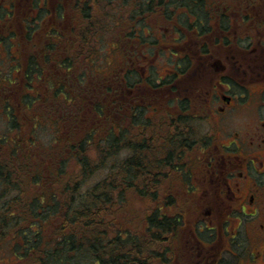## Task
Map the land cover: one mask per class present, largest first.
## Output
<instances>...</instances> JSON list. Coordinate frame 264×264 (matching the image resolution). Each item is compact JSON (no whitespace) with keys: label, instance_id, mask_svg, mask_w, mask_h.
I'll use <instances>...</instances> for the list:
<instances>
[{"label":"flooded vegetation","instance_id":"1","mask_svg":"<svg viewBox=\"0 0 264 264\" xmlns=\"http://www.w3.org/2000/svg\"><path fill=\"white\" fill-rule=\"evenodd\" d=\"M136 3H128L122 43L115 44L120 75L100 82L98 73L92 86L80 73L78 30L72 57L65 55L63 31L72 27L65 19L72 7L79 17V1L0 0V50L36 43L35 52L47 55L30 51L22 60L9 50L14 64L0 83L16 82L24 64L21 79L40 80L48 100L68 83V101L51 102L57 111L78 110L81 95L96 92L108 96L110 120L121 112L124 140L136 122L138 136L149 137L154 126L164 146L159 158L180 163L178 190L196 209L180 246L184 263L264 264V0H178L169 16L151 0L135 14Z\"/></svg>","mask_w":264,"mask_h":264},{"label":"trees","instance_id":"2","mask_svg":"<svg viewBox=\"0 0 264 264\" xmlns=\"http://www.w3.org/2000/svg\"><path fill=\"white\" fill-rule=\"evenodd\" d=\"M77 1L81 12L78 54L82 57L94 38L92 29L97 35L98 27L104 26L92 13L98 16L102 3L118 0ZM156 1L169 16L170 4L178 0H151L152 7ZM131 2H137L136 14L145 9L147 0ZM63 35L65 44L73 42L67 31ZM116 48L120 55V46ZM21 68L16 82L0 83V96L15 84L19 86L16 98L22 99L0 98L1 118L15 122V128L9 127L0 137V264H173L183 225L177 209L185 203L174 194L173 199L167 196L155 205L159 198L155 189L163 185L166 169L172 179L180 180L175 169L180 163L168 155L160 159V151L151 155L155 146L149 142L151 135L124 140L120 111L110 120L104 107L94 104L83 116L85 100L81 99L77 118L62 105L63 111H57L45 98L46 92L36 93L41 107L31 110L33 104L24 99L30 96L33 83L22 80L25 65ZM116 71L119 76L120 67ZM102 76L96 81L103 82ZM66 84L53 97L60 103L69 99ZM39 89H44L42 83ZM140 123L133 127L139 130ZM39 127L44 141L37 134ZM47 127L52 135L45 132ZM11 130L16 131L12 134ZM157 139L162 142L156 135ZM163 148L162 142L159 150Z\"/></svg>","mask_w":264,"mask_h":264},{"label":"rangeland","instance_id":"3","mask_svg":"<svg viewBox=\"0 0 264 264\" xmlns=\"http://www.w3.org/2000/svg\"><path fill=\"white\" fill-rule=\"evenodd\" d=\"M56 1V0H55ZM71 1V2H70ZM67 2L72 5L76 2V0H67ZM58 3V1L56 2ZM128 3H131V0H124V1H115L113 3L110 4H105L102 3V5H104L103 9H100L102 11V13H100V15H93V17L97 20V22H100L102 25L104 26H99L98 28L100 29L98 32V34L96 35V29L94 27L92 35L94 36V38L91 40V42L88 44V52L86 54V56H82L81 57V74L84 76L88 77V82L93 86V81L94 79L97 77L96 74L100 73L101 75H105V77L112 76V73L115 72V70L119 67V55L117 52H119L118 48H116L117 46L115 45L116 43L120 44L122 43V26H123V16L125 15L127 10L132 9L133 7L129 6ZM51 4L53 5V3H49V5L51 6ZM73 8V7H72ZM92 10H95L94 8ZM76 12L69 11L67 16H66V23L71 22L72 27L70 30H77L78 28V20L81 18V12L78 14V18L77 16H75ZM15 22H16V27L18 28V31L21 32V27L20 24L23 22L22 17H16L15 18ZM163 25H165V27H168V22H164ZM70 30L67 29L68 34L70 35ZM42 31L39 30L37 32H35L34 36V40L35 41H39L41 40V38L43 37L42 35ZM77 35V34H76ZM79 35V32H78ZM72 36V37H71ZM75 34L71 33L70 35V39L75 41L76 39H74ZM76 38V37H75ZM18 41H20V39H18ZM40 42V41H39ZM71 43H73L72 41H70L69 43H67L65 45V55L68 57H72V52L74 51L71 50ZM8 44V43H7ZM10 45V44H8ZM6 46V49L4 48L3 50H0V78H2V76H4L5 74L9 73L11 66L14 63H11V61L9 60V58L11 56H13L12 54L18 56L19 58H21L22 60H25V56L26 54L30 53V51H33L34 55L36 56L37 59H42L44 60V56L47 57L46 54H44V52L40 53V51L35 52L36 49V43H33V45L31 46V44H27V45H23L21 48L20 46L16 43L15 46L11 47L10 49L9 46ZM11 50L13 53H9L8 51ZM63 51V49H62ZM10 55V56H9ZM6 58V59H4ZM37 64V63H36ZM41 63L39 62V65ZM43 69H45V66H41ZM87 67L89 68L90 72H88ZM5 69V71H3ZM84 69H86L84 71ZM48 76V73L46 72L45 75H42V81H45V78ZM58 77V75H57ZM116 78V77H115ZM42 83L40 80H33V88L29 89L30 90V96H25L24 102H26L27 104L32 103L33 105L30 106L31 110H37V107H41V103H39L35 100L36 96L38 94H36L37 92H45V89H39L36 91V87ZM113 83V82H112ZM117 84L113 83V87L115 88ZM88 84H83L80 85V88H88ZM64 86H60L58 89V92L60 90L63 91ZM118 88V86L116 87ZM115 88V89H116ZM17 89H19V86L15 85L12 87L10 93L7 92L6 94H2V96L4 95L5 98H8L9 95H13L11 97V99L13 101L15 100H22L19 98H16L17 94L19 93L18 91H16ZM9 91V90H8ZM57 93V92H55ZM1 95V94H0ZM0 96V98L2 97ZM54 96H52V99L50 100V104L51 102H55L56 99L53 98ZM116 97V96H115ZM16 98V99H15ZM118 99L119 96H117ZM81 99L85 100V106L81 109L82 111V115L85 116L87 115V111L89 110V108L94 105V104H98L107 108L108 104L110 101L108 96L102 98L101 96H99L96 92H91V93H84L83 95H81ZM35 100V102H34ZM168 99H165L164 97L162 98V104L166 105L167 104ZM82 103L80 102V105ZM52 106H54V108L56 107V105L51 104ZM163 105H160V107L162 108ZM75 108V107H74ZM92 108V107H91ZM79 109V108H77ZM69 111L73 113L74 116H76L77 118H80V115L77 111L80 110H75L72 107L69 108ZM90 111V110H89ZM157 117H159L160 121L163 119V114L160 113L159 115H156ZM97 117V115L95 116L94 113L92 114V119H95ZM149 120V119H146ZM50 126V125H49ZM93 126H95V124L93 123ZM15 128V122H7V120H3L0 116V137L3 136L4 134L8 133L10 131V128ZM164 125H161L159 127V129L161 131H163ZM29 128H32L31 124L29 125ZM45 128V127H44ZM16 130H11L10 133L14 134ZM149 131L152 132V127H149ZM49 134L52 133V129L47 127L46 131ZM140 130L134 128L133 131H130V136L131 138L134 140L136 138L135 135L139 134ZM37 134L39 136H41V138H43L42 140L44 141V136H43V130L39 127L37 129ZM52 135V134H51ZM199 136V134H198ZM141 139V137L139 138ZM156 139V135L155 133H151V138L149 140V142H151V145H155L154 151L150 152L151 155H153L156 151H159V147L160 145H162V142L158 139ZM136 140V139H135ZM93 154V153H92ZM144 155H147L146 153ZM154 157V156H153ZM155 158V157H154ZM170 171L168 169H166L164 171V181H163V185L161 187L157 186L155 191L158 192V200L156 201L155 205H161L162 202L167 198V196L169 197V199H173L174 194L180 195L182 199H184V202L187 200V195L183 194L181 192H179L178 188H179V184L174 180L176 179L175 177L172 179L170 177ZM162 188V189H160ZM140 208H143V206H141L139 204ZM177 211L179 212L178 215L182 218L183 220V225L181 227V231H179V241L181 242V248H182V244L183 242H185L186 239H189V234L191 233L190 228L191 226L189 225V223L191 222L190 219L192 217L195 216L196 214V209H194V207L192 205H183L182 208L177 209ZM181 248H179L178 253L175 254V260L173 261V264H178V260L183 263V264H191V262L188 260L186 263H184L187 259H185L183 256L180 257V253L179 251L181 250Z\"/></svg>","mask_w":264,"mask_h":264}]
</instances>
